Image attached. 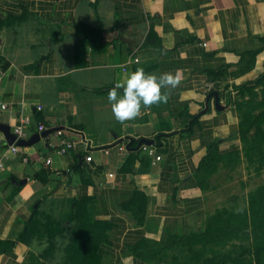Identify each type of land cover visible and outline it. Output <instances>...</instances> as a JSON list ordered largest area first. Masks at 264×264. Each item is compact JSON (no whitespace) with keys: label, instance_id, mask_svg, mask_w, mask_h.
<instances>
[{"label":"crops","instance_id":"0c3cea01","mask_svg":"<svg viewBox=\"0 0 264 264\" xmlns=\"http://www.w3.org/2000/svg\"><path fill=\"white\" fill-rule=\"evenodd\" d=\"M23 14L0 28V122L62 128L0 139V264H188L211 211L197 171L242 146L229 93L264 67V0H0V22ZM75 23L120 36L80 42ZM137 67L181 80L121 122L108 92ZM73 134L89 144L58 153Z\"/></svg>","mask_w":264,"mask_h":264},{"label":"rangeland","instance_id":"374dc122","mask_svg":"<svg viewBox=\"0 0 264 264\" xmlns=\"http://www.w3.org/2000/svg\"><path fill=\"white\" fill-rule=\"evenodd\" d=\"M262 75L264 67L229 93L242 146L231 157L216 160L215 171L206 174L211 211L205 230L182 241L180 257L188 264L256 263L250 194L264 185V79L258 78Z\"/></svg>","mask_w":264,"mask_h":264},{"label":"clouds","instance_id":"9594fccd","mask_svg":"<svg viewBox=\"0 0 264 264\" xmlns=\"http://www.w3.org/2000/svg\"><path fill=\"white\" fill-rule=\"evenodd\" d=\"M180 80L179 71H167L157 76L137 67L108 92L107 99L111 102L114 117L121 122L131 120L140 114L142 106L166 102L168 97L161 90L177 87ZM119 89H122V94Z\"/></svg>","mask_w":264,"mask_h":264},{"label":"trees","instance_id":"16d2710c","mask_svg":"<svg viewBox=\"0 0 264 264\" xmlns=\"http://www.w3.org/2000/svg\"><path fill=\"white\" fill-rule=\"evenodd\" d=\"M25 17L26 15L23 14L15 18L2 20L0 22V28L5 24L13 22L17 18L23 19ZM74 27H75L74 32L77 35L83 36V38L80 39V42L101 40L102 38L111 40L115 38L117 39V37L120 36L115 29L106 28L104 25H100L98 28H96L86 23H75ZM63 36H64L63 34L57 35L54 40L60 39ZM253 54L255 55V52ZM258 78L263 80L264 75L259 76ZM47 126L51 127L52 124L47 122ZM241 132L242 131H240V126H239L240 137H242ZM61 138H64V137H61ZM69 138H72V139L79 138L80 139L81 136L80 134L79 135L73 134V136H69ZM238 150L239 149H236L228 153H222L218 151L217 149L212 151L208 155V157L204 159L202 166L197 171V180L199 184L203 188H205V186L207 185V175L206 174L208 171H210V173L215 171L214 167H216V160H219L220 157H231V155L236 153ZM250 204L252 207V212L254 214V217H256L254 221V224L256 227V236L254 239V246H255L254 254L256 256L255 264H262L264 261V185H262L260 188H258V190H256L252 194H250ZM1 247L4 248L5 246H3L2 243H0V250H1Z\"/></svg>","mask_w":264,"mask_h":264},{"label":"built area","instance_id":"2783aa9c","mask_svg":"<svg viewBox=\"0 0 264 264\" xmlns=\"http://www.w3.org/2000/svg\"><path fill=\"white\" fill-rule=\"evenodd\" d=\"M2 108L6 107V104H2L0 105ZM38 109H42L41 105H38ZM32 124V119L30 118V116L25 115L22 116L20 122L15 125V127L13 128V132L17 135V138L19 137H25L27 134V128L29 126H31ZM46 129L44 124H39L38 125V129L37 131H42ZM0 139L5 141V136L2 133V131H0ZM78 143H83L85 145L89 144V141L86 139V137L84 136L83 138L80 139H72V138H62L59 145L56 146V151L58 153L61 154H66L67 152H69L71 149L75 148L77 146ZM144 149L148 150L150 153H155V148L152 145H148V144H143L142 145ZM21 146L17 145L16 143L10 144L9 145V149L11 150L12 153H16L20 150ZM4 154L0 153V168L4 167ZM161 157L159 155H156V159H160ZM87 160L91 159V156L88 155L86 156ZM24 160H27V157H24ZM46 162L48 164L51 163V158L47 159Z\"/></svg>","mask_w":264,"mask_h":264},{"label":"water","instance_id":"95a60500","mask_svg":"<svg viewBox=\"0 0 264 264\" xmlns=\"http://www.w3.org/2000/svg\"><path fill=\"white\" fill-rule=\"evenodd\" d=\"M213 94L216 97L217 105L220 108H222V106L220 105V98L218 93L214 92ZM60 128H62V126H52L42 131H37L27 138L26 137L17 138V135L12 131L11 126L9 124L0 122V131H2V133L4 134L7 142L9 144L16 143L19 146L33 145L36 142H38L42 137H46L47 135L51 134L53 131H56ZM152 143H153L152 139L142 138L138 143V148L143 144H152ZM11 180L15 183L18 182L15 178H11ZM24 181H26V179L19 180L20 183H23Z\"/></svg>","mask_w":264,"mask_h":264}]
</instances>
